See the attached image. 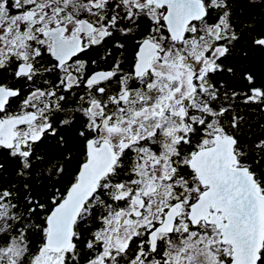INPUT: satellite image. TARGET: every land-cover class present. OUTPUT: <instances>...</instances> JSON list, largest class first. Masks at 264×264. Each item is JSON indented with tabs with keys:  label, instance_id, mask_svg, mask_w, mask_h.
<instances>
[{
	"label": "snow or ice",
	"instance_id": "1",
	"mask_svg": "<svg viewBox=\"0 0 264 264\" xmlns=\"http://www.w3.org/2000/svg\"><path fill=\"white\" fill-rule=\"evenodd\" d=\"M0 264H264V0H0Z\"/></svg>",
	"mask_w": 264,
	"mask_h": 264
}]
</instances>
